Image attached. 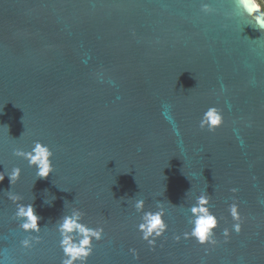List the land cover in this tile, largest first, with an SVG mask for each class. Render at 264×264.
<instances>
[{
    "label": "water",
    "instance_id": "water-1",
    "mask_svg": "<svg viewBox=\"0 0 264 264\" xmlns=\"http://www.w3.org/2000/svg\"><path fill=\"white\" fill-rule=\"evenodd\" d=\"M0 264H264V10L0 0Z\"/></svg>",
    "mask_w": 264,
    "mask_h": 264
},
{
    "label": "rangeland",
    "instance_id": "rangeland-1",
    "mask_svg": "<svg viewBox=\"0 0 264 264\" xmlns=\"http://www.w3.org/2000/svg\"><path fill=\"white\" fill-rule=\"evenodd\" d=\"M256 2L260 3L264 7V0H255Z\"/></svg>",
    "mask_w": 264,
    "mask_h": 264
},
{
    "label": "flooded vegetation",
    "instance_id": "flooded-vegetation-1",
    "mask_svg": "<svg viewBox=\"0 0 264 264\" xmlns=\"http://www.w3.org/2000/svg\"><path fill=\"white\" fill-rule=\"evenodd\" d=\"M255 1V0H254ZM256 2V1H255ZM258 5H260V7L264 10L263 5H261L260 3L256 2Z\"/></svg>",
    "mask_w": 264,
    "mask_h": 264
},
{
    "label": "bare ground",
    "instance_id": "bare-ground-1",
    "mask_svg": "<svg viewBox=\"0 0 264 264\" xmlns=\"http://www.w3.org/2000/svg\"><path fill=\"white\" fill-rule=\"evenodd\" d=\"M255 3H256V2H255ZM256 5H257V7L261 8L260 5H258L257 3H256ZM261 9H262V8H261Z\"/></svg>",
    "mask_w": 264,
    "mask_h": 264
}]
</instances>
